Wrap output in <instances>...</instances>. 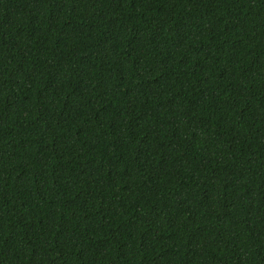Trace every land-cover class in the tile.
<instances>
[{"label": "trees", "instance_id": "16d2710c", "mask_svg": "<svg viewBox=\"0 0 264 264\" xmlns=\"http://www.w3.org/2000/svg\"><path fill=\"white\" fill-rule=\"evenodd\" d=\"M0 264H264V0H0Z\"/></svg>", "mask_w": 264, "mask_h": 264}]
</instances>
